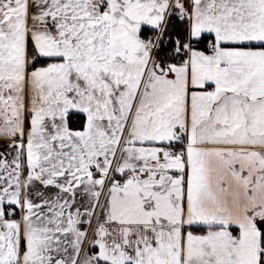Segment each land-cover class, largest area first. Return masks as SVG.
<instances>
[{
    "label": "snow or ice",
    "instance_id": "6c2138e0",
    "mask_svg": "<svg viewBox=\"0 0 264 264\" xmlns=\"http://www.w3.org/2000/svg\"><path fill=\"white\" fill-rule=\"evenodd\" d=\"M0 264H264V0H0Z\"/></svg>",
    "mask_w": 264,
    "mask_h": 264
}]
</instances>
